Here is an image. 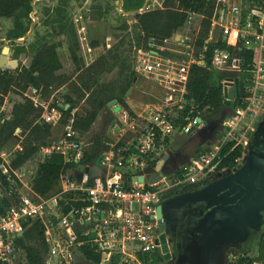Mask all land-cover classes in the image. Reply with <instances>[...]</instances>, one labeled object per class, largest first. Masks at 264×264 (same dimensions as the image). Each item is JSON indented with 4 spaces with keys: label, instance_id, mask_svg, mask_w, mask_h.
Returning <instances> with one entry per match:
<instances>
[{
    "label": "built area",
    "instance_id": "obj_1",
    "mask_svg": "<svg viewBox=\"0 0 264 264\" xmlns=\"http://www.w3.org/2000/svg\"><path fill=\"white\" fill-rule=\"evenodd\" d=\"M41 1L32 0L31 3ZM114 1L118 11L124 13L122 0ZM163 2L143 0L137 12L162 8ZM36 19L32 7L28 16L30 29ZM79 32L81 41L86 34L83 26ZM231 36L233 42H229ZM195 38L174 40L172 36L162 42L149 38L145 43L133 45L131 72L135 78H144L153 89L137 114L118 111L121 118L115 124L117 130L112 128L119 135H128V138L124 141L119 137L101 153L102 176L91 178L88 171H82L79 178L69 180L64 174L60 179V189L42 196L35 194L30 186H26L28 193L17 191V196L13 198L0 191V197L8 199L4 204L6 210L0 213V264L22 263L16 257L18 251L13 241L23 235L25 222L35 220L45 227L48 249L44 264H74L75 252H80L79 248L88 243L101 254L97 264H111L114 258L116 264H153V256L160 248L155 212L166 190L187 185L201 186L214 172L226 170H216V162L226 156L221 153L223 146L231 143L228 151L237 146L245 148L248 133L256 119L264 113V0L249 1L246 10L240 5L218 0L201 47L195 46ZM22 40L20 37L16 42ZM219 41L232 45L233 50L213 47L208 62L206 54L210 44ZM242 48L252 52L251 62L246 68L241 67L242 59L236 53L237 49ZM232 54L237 56L231 57ZM193 65L207 67L213 72H240L241 77L240 74L222 77V87L226 88V95H222L223 101L232 102L236 96L235 80L241 79L243 97L223 120V130L217 140L208 141L209 146L190 158L180 174L163 173L157 181H152L159 173L157 163L162 160L163 154L169 152L170 137L175 134L192 135L208 124L189 97L187 85ZM230 88L233 90L232 96L229 95ZM30 90L34 95L29 93ZM64 91V87L54 90L46 103L32 88L24 94L35 107H42L41 121L63 127L59 137L40 147L42 158L59 153L65 161L83 164L80 161L82 148L87 144L72 128L73 113L65 124L59 123L61 110L69 107L61 97ZM19 131L15 130L14 135H19ZM10 156L0 154V169L4 174L13 172L22 185L18 171L24 165L17 170L11 169ZM241 159H237L234 167ZM128 160L134 171L124 172ZM138 175H142V181L132 182L130 177ZM64 193H70L69 200L84 204L72 206L63 213L60 200ZM53 212L61 215L59 224L63 228L62 234L56 231ZM91 232L95 233L93 238H89ZM53 234L56 239H53ZM261 244L264 246V223ZM249 264H264V255H254Z\"/></svg>",
    "mask_w": 264,
    "mask_h": 264
},
{
    "label": "trees",
    "instance_id": "obj_2",
    "mask_svg": "<svg viewBox=\"0 0 264 264\" xmlns=\"http://www.w3.org/2000/svg\"><path fill=\"white\" fill-rule=\"evenodd\" d=\"M63 1L66 2L67 0ZM142 2L143 0H122L124 11H134V18L131 22L136 33L137 44L145 43L149 38L162 42L172 37L177 30L184 26L188 16L194 13L201 17L199 31L194 42L197 48L202 46L207 36L213 12L218 4V0H164L162 8L137 12ZM31 10V0H0V17L12 19V27L8 30L7 38L18 39L25 35L29 29L25 22H29L28 16ZM55 11L61 14L59 8H56ZM56 22H58L60 33L68 32L63 23V17L58 18ZM68 33L71 37L69 54L75 67L72 75L60 72L62 63L56 51L57 45L48 42L44 36L39 37L34 43L30 44L29 48L32 55L29 65H23L15 59L14 67L8 66L5 69H0V107L10 92L19 94L22 97L21 100L12 104L9 115L3 117L0 123V145L3 146L10 140L16 128L20 130L18 134L22 137L21 148L14 151L10 156L9 166L11 169L17 170L22 167L28 160L33 158L41 146L48 144L52 138V126L40 120L42 107H35L33 102L24 95L29 88H32L39 98L46 103L54 90L64 87L65 91L61 97L69 104V107L61 110L59 123L65 124L68 118L71 117L72 110L75 109L72 115V128L79 135L88 132L99 111L109 101L115 99L120 106L127 108L122 96L133 83L134 76L132 72L129 73L127 78L121 80L122 82L119 84L121 94L119 96L114 95L110 83L104 84L101 82L102 75L111 72L114 67H118L119 63L122 65L125 62V60L122 61L120 54L117 52L122 42L120 41L119 47H111L105 50L90 64L85 65L78 54L79 44L74 30L71 28ZM229 42H233L232 36ZM21 47L16 49L15 58H18L17 53L20 51L27 53V50L23 46ZM213 47H227L231 51L233 50L232 45H226L221 41L211 43L206 54L208 62ZM236 53L242 59L241 67L246 68L251 62L252 52L242 48L241 50L237 49ZM215 75L207 67L193 65L190 69L187 85L189 97L194 101L196 110L206 120H210L223 105L222 77H215ZM239 82L242 83L241 79H239ZM230 146L231 143L223 146L221 153H225L226 156L221 161L216 162V170L234 168L237 159L243 156L246 149V147L237 146L228 151ZM106 149L107 146L102 142V139L94 137L82 148L81 163L92 166L96 158ZM66 171H71V179L75 178V174H78L75 163L65 161L63 155L59 153L50 154L38 162L35 173L31 178V190L41 196L58 191L61 176ZM19 188H21V183L13 172L4 174L0 169V190L13 198L17 196ZM69 198L70 193L62 195L60 204L63 213H66L72 206L80 207L84 204L71 201ZM2 201L7 204L8 199L3 197ZM3 212L4 209L0 205V213ZM44 231L45 227L39 220L24 223L23 235L13 241L17 251L24 252V259L21 264H44L48 249ZM79 249L83 258L90 264L100 262L101 254L96 252L94 246L90 243L82 245ZM252 257L250 259H238L236 264H249ZM111 264H116V258Z\"/></svg>",
    "mask_w": 264,
    "mask_h": 264
},
{
    "label": "rangeland",
    "instance_id": "obj_3",
    "mask_svg": "<svg viewBox=\"0 0 264 264\" xmlns=\"http://www.w3.org/2000/svg\"><path fill=\"white\" fill-rule=\"evenodd\" d=\"M235 1H237V4L242 3L243 5L245 3V0H227L224 1V3H233ZM31 4L36 13L40 15V17H38L34 22L31 33L23 42L18 43L16 42V39L9 37L7 38L8 31L5 32V39L0 40V54L2 48L6 46L9 49L7 54L8 62L17 59L19 63L27 66L30 63L32 55V52L29 48L30 44L34 43L39 37L44 36L48 42L57 45L56 50L58 53V57L63 64L60 72L72 75L74 73L75 67L69 54L71 37L68 32L71 28L74 30L79 44L78 54L83 59V62L85 64L91 59L96 58L105 50L111 47H119L121 41L122 45L117 52L120 54L122 61L125 60V62H123L122 65L119 63L117 65L118 67H114L111 72L106 73L101 77V82L104 84L110 83L113 87L114 95L119 96L121 94V87H119V84L122 82L121 80L127 78L129 73L131 72V51L133 45L137 43L136 33L132 27L131 22L133 21V18H131L130 16L131 14H134V11L126 10L124 11V13L119 12L118 8H116V6L114 5V0H67L66 2H64L63 0H42L41 2H37L36 4ZM220 5L221 2H219V6ZM56 8H59L61 10V14H58L55 11ZM60 17H63V23L67 28V33H60L58 22H56V20ZM200 19L196 16H188V19L184 26L173 34L174 40H181L182 37L192 38L193 36H196L197 32L199 31ZM25 24L30 27L29 22L26 21ZM81 26L84 27L86 34L83 36V39L79 41V28ZM21 46H23V48L27 50V53L20 51L17 53L18 58H15L14 56L16 54V49L22 48ZM234 56L237 55H231V57ZM214 73L216 74L215 77L234 76L239 74V77L242 76L240 72L237 73L236 71H219ZM244 85L247 86V84ZM151 89H153V87L149 85L144 78L139 77L133 83L131 94L136 99L144 100L149 96ZM29 93L33 94L32 90H30ZM229 95H233L232 88L229 89ZM21 99L22 97L19 94L10 92L5 97L4 102L0 107V118L8 116L12 104L15 101H19ZM111 117H113V115L111 116L110 111L108 114H103V112H101L88 132L82 135V141L87 144L91 140H93L94 137L103 138L107 129L109 128ZM109 130L112 134V136L109 137V140L112 142H116L119 138L117 131L114 132L113 129L111 130V127L109 128ZM61 131L62 128L60 126H53L51 140L57 138ZM127 138L128 135L123 139ZM170 140L171 143L182 142V138L177 137L176 134L170 137ZM14 144H18V149H20L22 145V137L19 135H13L10 138V143H6L3 146L0 145V148L5 151V153L11 154L12 145ZM180 145L181 144L176 145L173 151L176 150ZM208 146L209 145H204V148H207ZM42 159V155L38 151L33 156V158L30 159L26 164H24V166L18 171V174L19 176H21L20 179L22 181L21 188H19L18 191L24 194L28 193L26 186H30L31 177L35 172L37 163ZM128 163H130V160L127 161V166L124 168V172H130L132 170L134 171L132 165ZM53 216L56 231L58 234H62L63 228L59 224V218L61 217V215L58 212H53ZM53 239H56L55 234H53ZM260 253L264 255V246L261 247ZM16 257L20 261H23L24 252L18 251ZM237 261L238 258H234L230 263L227 264H236ZM224 263L226 262H223V264ZM74 264L90 263L86 259H84L82 254L77 250L75 252Z\"/></svg>",
    "mask_w": 264,
    "mask_h": 264
},
{
    "label": "water",
    "instance_id": "obj_4",
    "mask_svg": "<svg viewBox=\"0 0 264 264\" xmlns=\"http://www.w3.org/2000/svg\"><path fill=\"white\" fill-rule=\"evenodd\" d=\"M130 16L134 18L133 14ZM8 50L6 46L1 50L0 69L15 66V60L8 62ZM131 89L132 86L128 87L125 94H128ZM223 94L226 95V88H223ZM243 94V84L236 79L235 99L232 102L225 99L223 105L234 108L236 104L240 103ZM112 105L115 106L114 111L120 108L115 99L107 103V106ZM247 148L248 153L245 158L232 171L222 175L215 181L188 190L185 187L190 185L185 186L182 191H178L176 188L166 190V193L173 194L171 201L176 207L206 201L210 206H214L213 209L221 212L222 216L220 215L218 218L213 219L211 214L208 215L209 219L206 222L207 229L203 236V243L193 248L195 252L193 255L195 257L192 258H188L187 254H172L166 240L161 235L159 237L160 248L156 251L162 260L161 264H223L224 248L243 243L247 236L248 227L259 224L261 215L264 212V164L254 159L253 153L257 155L259 153L252 150L251 143L247 145ZM170 153L163 154L162 160L157 163L156 169L159 170V173L152 178V181H157L161 177V174L167 173L164 170L163 164L164 160L168 159ZM101 158L102 155L100 154L90 168L80 163L76 164L78 169L77 178H79V174L82 171H88L91 178L102 176ZM189 161L190 159L187 163ZM130 178L132 182L134 180L140 182L143 179L142 175ZM0 205L6 210L1 197ZM158 209V215H160L161 207L158 206ZM94 235L95 233L91 232L89 238H93ZM260 240L261 234L257 236V241ZM229 259H232V256H229Z\"/></svg>",
    "mask_w": 264,
    "mask_h": 264
},
{
    "label": "flooded vegetation",
    "instance_id": "obj_5",
    "mask_svg": "<svg viewBox=\"0 0 264 264\" xmlns=\"http://www.w3.org/2000/svg\"><path fill=\"white\" fill-rule=\"evenodd\" d=\"M232 109V106L222 105V107L210 118L204 129L192 134L182 145L170 153L164 164V170L171 175L180 174L187 161L201 152L208 141L217 140L221 136L223 120ZM263 115L264 113L256 119V122L248 133L245 146L246 149L242 156V159L245 158L248 153L247 145L251 143L252 150L259 153V155L253 153L254 159L261 164H264ZM232 170L233 168L226 169L222 172H214L204 184L213 182ZM196 187H198V185H190L185 188L188 190ZM183 189L184 188L179 190L182 191ZM172 195V193H165L162 196L159 204L161 207L160 215H158V207L156 208L155 213L159 235H163L162 238L164 237L166 240L172 254L180 255L181 253H185L188 255V258L195 257L193 255L195 254L193 248L203 243V236L207 229L206 222H208L209 219L208 215L211 214L213 219H216L220 215L222 216V214L218 210L213 209L214 206H210L206 201L189 203L182 207H176L171 201ZM263 223L264 212L261 215L259 224L250 225L248 227L247 236L243 243L226 246L224 248L225 255L223 262H226L224 264L230 263L234 258L250 259L252 256L260 253L262 245L261 240L257 241V236L262 232ZM229 256H232V259H229ZM161 262L162 260L159 254L155 253L153 256V264H161Z\"/></svg>",
    "mask_w": 264,
    "mask_h": 264
},
{
    "label": "crops",
    "instance_id": "obj_6",
    "mask_svg": "<svg viewBox=\"0 0 264 264\" xmlns=\"http://www.w3.org/2000/svg\"><path fill=\"white\" fill-rule=\"evenodd\" d=\"M224 1H227V0H222V3L224 2ZM221 2V1H220ZM245 3L242 5V3H240V4H237V1H235V2H233V4H237V5H240V7L242 8V9H247V7H248V4H249V0H245L244 1ZM35 13H36V11H35ZM37 14V13H36ZM192 16H196V17H198L199 19H200V16L199 15H197V14H194V13H192L191 14ZM38 17H40V15H38L37 14V18ZM12 27V19L11 18H5V17H0V40H3V39H5V37H6V34H4L5 32H7L8 30H10V28ZM31 30H32V27H31V29H30V27H29V30L25 33V35L24 36H22V38H23V40L21 41V42H23L26 38H27V36L31 33ZM5 36V37H4ZM57 51V50H56ZM58 54V53H57ZM95 59V58H94ZM94 59H91L90 61H88L85 65H88V64H90ZM62 63V62H61ZM62 66H63V64H62ZM136 79H138V78H135L134 77V80H133V83H134V81L136 80ZM133 83H132V89H133ZM132 89L130 90V92L128 93V94H125L124 93V95L122 96V98H123V100H124V102H125V104H126V106H127V108L125 107H122V106H120V104L117 102V105H119L120 106V108L117 110V111H114V108H115V106L112 108V106H107V104H106V106L103 108V109H101L100 111H99V113H98V115H97V117L99 116V114L101 113V112H103V114L105 113V114H108L109 113V111H110V113H111V116L113 115V117H111L110 118V122H109V128L111 127V130L114 128V130H117V126L115 125V124H117L118 123V120H120V118H121V114L118 112V111H120V110H125V111H127L129 114H131V115H133V114H137L140 110H141V108H142V103H143V101L145 100H140V99H136V98H134L133 97V95L131 94V91H132ZM126 92V91H125ZM75 111V109H73L72 110V113ZM118 112V113H117ZM131 112V113H130ZM97 117H96V119H97ZM95 119V120H96ZM95 122V121H94ZM94 124V123H93ZM114 125V126H113ZM56 127H61L62 128V131H61V133L57 136V137H59L62 133H63V127L61 126V125H55ZM113 127V128H112ZM55 128V127H54ZM109 128L107 129V131H106V133H105V136L103 137V138H101L102 139V142L103 143H105L106 144V146L107 147H109L112 143H115V142H112V141H110L109 140V137H111L112 136V134L110 133V130H109ZM52 129H53V126H52ZM119 135V134H118ZM82 136V135H81ZM114 136V135H113ZM191 135H179V136H177V137H179V138H182V142H175V143H171L170 144V146H169V152H172L173 151V149H174V147L176 146V145H179V144H183L189 137H190ZM119 137L120 138H124V137H126V136H122V135H119ZM124 140V139H123ZM125 141V140H124ZM7 143H10V140L7 142ZM88 144V143H87ZM16 150H18V144H14V145H12V153L14 152V151H16ZM3 153H5V151H3L1 148H0V154H3ZM11 153V154H12ZM5 154H7V153H5ZM11 154H7V155H11ZM65 174V177H66V179H69V180H72L71 179V171H66V173H64ZM63 174V175H64ZM78 177V174H75V178H77ZM75 178H73V179H75ZM60 185H61V183H60ZM183 253H181V255H182ZM185 254V253H184Z\"/></svg>",
    "mask_w": 264,
    "mask_h": 264
}]
</instances>
